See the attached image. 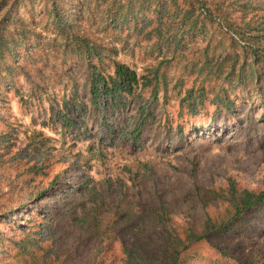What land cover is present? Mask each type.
<instances>
[{
	"label": "rangeland",
	"instance_id": "obj_1",
	"mask_svg": "<svg viewBox=\"0 0 264 264\" xmlns=\"http://www.w3.org/2000/svg\"><path fill=\"white\" fill-rule=\"evenodd\" d=\"M220 1L233 19L244 15L234 0ZM253 1L247 19L264 25V0ZM83 2L70 0L74 5L67 7L75 25L69 35L91 39L88 55L67 43L46 0H19L6 23L22 46L17 57L6 53L0 60V264H129L136 234L156 238L160 228L148 213L162 200H175L171 223L178 230L191 222L202 231L206 212L215 209L196 202L193 188L234 183L264 189V89L252 80L230 82L229 62L219 73L202 69L208 39L225 44L217 50L231 49L228 37L212 30L175 46L146 39L131 24H105L96 0L81 14ZM115 60L140 75L153 76L160 67L164 77L119 106L106 105L105 98L96 106L93 65L110 74ZM249 72L245 66L243 73ZM219 93L231 99L230 109ZM143 105L154 115L135 140L131 132ZM87 208L100 210L93 212L102 222L94 231L79 220ZM125 211L147 214L141 228L121 232L123 223H115ZM29 239L23 254L16 243ZM183 256L181 264H264V214L246 212L230 230L208 235Z\"/></svg>",
	"mask_w": 264,
	"mask_h": 264
},
{
	"label": "trees",
	"instance_id": "obj_2",
	"mask_svg": "<svg viewBox=\"0 0 264 264\" xmlns=\"http://www.w3.org/2000/svg\"><path fill=\"white\" fill-rule=\"evenodd\" d=\"M0 0V60L6 61V53L9 57L18 56L22 46L21 38H15L13 33L8 32L6 23L11 16V10L14 4L19 0ZM49 2V15L53 24L61 32H66V41L75 42V50L83 51L84 55H88L92 48L91 39L83 34H69L75 26L69 19L68 6L74 5L70 0H46ZM79 11L84 14L86 3L89 0H83ZM88 1V2H87ZM103 10L106 11V19L103 17L105 24L116 26L121 29L126 24L133 25L132 28L139 33H143L146 39L156 37L159 42H167L180 46L185 43L187 37L196 38L202 35L205 38L208 35H214L212 30H219L222 36H227L230 40V47L218 46L225 45L212 38L204 46L200 52L202 59V69L208 72L222 71L226 62L230 64V70L226 74L230 82L235 83L241 80H252L264 89V25L253 26L252 20L247 19L249 9L255 4L253 0H234L233 5L236 11L245 12L240 20H235L230 16L229 8L220 0H96ZM9 3V4H8ZM25 30L22 31L25 37ZM22 37V36H21ZM215 42V43H213ZM181 46L180 49H184ZM241 47V51L238 49ZM235 48L234 52L232 50ZM179 49V48H178ZM177 50V49H176ZM183 51V50H182ZM199 53V52H198ZM259 60L263 63L260 64ZM166 63V60L159 62V65ZM245 66L250 69L249 74L243 73ZM6 68L10 72L14 67L7 64ZM114 73L106 74L93 65L91 80V97L92 102L98 106L100 99L105 98L106 105L111 104L113 107L119 106V102L124 99L128 102V97L135 95L140 88L142 92L145 88L150 87L154 79L160 81L164 74H160V67L152 70L153 76L148 74L140 75L135 69L128 64L115 60ZM2 70V67L0 68ZM158 83L154 86L152 95L157 97ZM141 95V93H140ZM226 105L227 109L231 108V99L222 94L217 95ZM141 116L137 120L132 130V138L137 140L141 137L142 128L146 123V119L150 115H154L150 106H141ZM64 126L70 127L72 122L64 118ZM59 177V176H57ZM88 181H85L87 185ZM196 202L206 207H213L215 212L210 214L206 212L203 222L202 231H198L191 222L181 226L178 230L177 226L171 223L172 208L175 200H162L156 208H153L150 214L152 223L159 227L156 231V238L151 240L147 234L133 237L134 247L127 250V260L129 264H181L186 257L183 253L190 246L208 235L225 232L230 230L231 223L234 219L242 217L246 212L259 209L264 214V189L254 190L249 188H240L236 184L231 183L227 187H197L193 188ZM46 191L40 192L43 194ZM51 203L56 200H50ZM184 201H189L188 197ZM99 209L87 208L79 219L86 224L87 230L98 229L102 222L98 215ZM147 214H127L126 211L119 215L115 225L121 226V232L132 231L133 227L142 226V221ZM16 244L21 246L23 254H26L32 245V240ZM30 242V243H29Z\"/></svg>",
	"mask_w": 264,
	"mask_h": 264
}]
</instances>
